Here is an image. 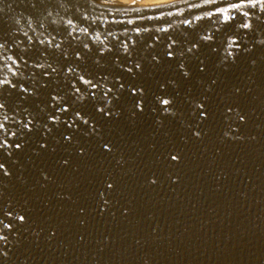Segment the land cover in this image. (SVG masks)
Listing matches in <instances>:
<instances>
[{"label":"water","instance_id":"95a60500","mask_svg":"<svg viewBox=\"0 0 264 264\" xmlns=\"http://www.w3.org/2000/svg\"><path fill=\"white\" fill-rule=\"evenodd\" d=\"M0 264H264V0H0Z\"/></svg>","mask_w":264,"mask_h":264},{"label":"snow or ice","instance_id":"6c2138e0","mask_svg":"<svg viewBox=\"0 0 264 264\" xmlns=\"http://www.w3.org/2000/svg\"><path fill=\"white\" fill-rule=\"evenodd\" d=\"M165 103H168L167 101H165ZM17 147H19V145H17ZM173 159H176V157L175 156H173Z\"/></svg>","mask_w":264,"mask_h":264}]
</instances>
